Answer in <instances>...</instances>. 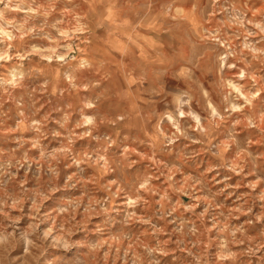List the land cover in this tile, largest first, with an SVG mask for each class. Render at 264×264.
Wrapping results in <instances>:
<instances>
[{"label":"clouds","instance_id":"clouds-1","mask_svg":"<svg viewBox=\"0 0 264 264\" xmlns=\"http://www.w3.org/2000/svg\"><path fill=\"white\" fill-rule=\"evenodd\" d=\"M185 2L0 0V264H264V0Z\"/></svg>","mask_w":264,"mask_h":264},{"label":"rangeland","instance_id":"rangeland-1","mask_svg":"<svg viewBox=\"0 0 264 264\" xmlns=\"http://www.w3.org/2000/svg\"><path fill=\"white\" fill-rule=\"evenodd\" d=\"M128 0H114L115 3V8L112 9V11H116V9H119L122 7V5H124L125 3H127ZM205 2V0H201V7L203 6V3ZM192 8V0H186L185 3H178L176 5V9L178 11L181 12V14L184 13H188L190 11V9ZM209 15H213V13H211V11H209ZM142 36H144L145 38H148L151 34L147 31L141 33ZM152 39H155L154 37H152ZM118 57V54H116ZM264 95V94H262ZM186 199V198H185ZM87 256V254L85 253V257Z\"/></svg>","mask_w":264,"mask_h":264}]
</instances>
